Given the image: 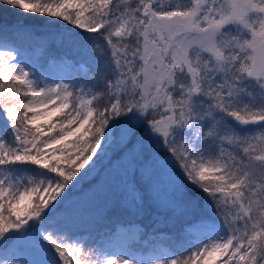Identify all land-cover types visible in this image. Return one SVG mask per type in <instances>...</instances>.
I'll use <instances>...</instances> for the list:
<instances>
[{"label": "snow or ice", "instance_id": "obj_1", "mask_svg": "<svg viewBox=\"0 0 264 264\" xmlns=\"http://www.w3.org/2000/svg\"><path fill=\"white\" fill-rule=\"evenodd\" d=\"M0 264H264V0H0Z\"/></svg>", "mask_w": 264, "mask_h": 264}, {"label": "rangeland", "instance_id": "obj_2", "mask_svg": "<svg viewBox=\"0 0 264 264\" xmlns=\"http://www.w3.org/2000/svg\"><path fill=\"white\" fill-rule=\"evenodd\" d=\"M51 72L54 76L67 75V69L63 68L62 66L52 68ZM93 175H95V173H93ZM86 197H87V194L84 197L74 196L73 199L70 200L68 204L66 205V208L69 211L76 213L79 217L83 219L85 223L89 220L90 216L94 212L93 206L85 203ZM152 254H153L152 251L147 252V255H152Z\"/></svg>", "mask_w": 264, "mask_h": 264}]
</instances>
